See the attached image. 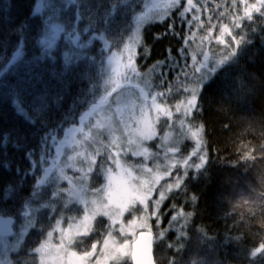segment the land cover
Segmentation results:
<instances>
[{
  "label": "snow or ice",
  "instance_id": "6c2138e0",
  "mask_svg": "<svg viewBox=\"0 0 264 264\" xmlns=\"http://www.w3.org/2000/svg\"><path fill=\"white\" fill-rule=\"evenodd\" d=\"M143 2V0H142ZM208 0H164L163 14L149 15L140 11L136 0H109V8L105 10L99 19L92 12V5L89 0H43L39 8H34L32 15H38L40 9L47 8L53 12V15L44 22L40 32L34 40L43 54V59H56L55 53L51 51L53 47L52 40L59 34H64L67 44L75 49L87 50L89 44L93 41H100L102 46L97 56L88 55L85 51L80 56H73L65 53L62 57L63 68L65 72L71 71L77 66V60H82L88 65L89 72L95 70V75H87L90 87L86 92L81 93L85 97L84 104L87 105V111L79 115L78 124L73 132L79 133V138L72 135L68 140L63 141L64 147L70 151L65 153L63 149L58 150V156H64L65 159L55 164L53 167L42 168V175L37 178L33 187L32 194L27 198L20 211L21 224L18 231H13L15 218L7 216L0 212V264H27V259L33 254H37L38 264H107V261H114L115 264H121V261L131 260L132 264H152V225L149 223L155 217L157 224L160 222V205L169 198V194H175L177 190L186 194L187 185L185 180L189 177V170L195 172L193 178L199 176L207 177V165L209 164V154L207 151V141L203 136V124L197 125L196 120L202 111L201 98L203 91L215 83L216 78L223 73L226 78L227 69L235 66L239 62V57L246 51V46L251 44V40L246 39L245 35H233L232 28L228 23L223 22V18L228 16V9L216 13L218 23H211L213 16H208L210 27L206 34L201 38L197 49L190 54L187 47H191L195 34L184 39L187 47L178 49V54L184 57L191 55L192 64L189 65L185 60L181 67L176 57L170 60L157 61L152 66L150 72L156 75L158 84H153L151 77L147 74L142 75L136 64L137 53L135 47L138 45L144 49V55H150V49L144 44L142 36H130L131 43L124 44L122 52L113 51V48L119 49L123 44L125 31H133V25L128 23L125 30L113 32L112 26L119 13L127 10L128 14L135 19V29L140 30L149 21L160 20L171 17L175 10L176 17L188 24L189 27L204 28L205 22L200 19L201 10L208 11ZM246 4V0H241ZM220 8L221 5H216ZM231 7H236V0H232ZM264 0H257V3L247 5L244 8L243 16H232V24L235 28H241V21L247 19L253 20V12L259 13L264 17ZM71 12V16L67 14ZM192 13L190 19L188 14ZM53 21H56L55 23ZM83 28L79 25L83 22ZM197 22L195 25L193 22ZM103 24V27H99ZM219 35L215 37L218 45H223L228 51L218 53L213 48H206L205 42L211 45L213 30L217 29ZM20 39L12 55L9 57L5 50L4 56L0 57V81L10 75L23 63L25 56V41L23 33L24 26L18 29ZM169 31H172V25H169ZM52 33V37L49 33ZM85 34H88L85 39ZM173 34H176L173 32ZM230 36L234 42V47L227 42L224 37ZM159 37H157L158 39ZM126 54V60L122 62V57ZM42 62V56L37 55L33 61V68ZM168 68L169 71L176 72L173 80L167 79L168 73L162 69ZM191 69L189 71L188 69ZM123 69V70H121ZM179 69V71H177ZM58 75H62L58 74ZM166 85V86H165ZM165 86V87H161ZM136 91L133 92L132 90ZM160 89V90H157ZM91 97V99H88ZM39 103L32 109V115L24 107L17 93L13 101L16 111L24 116L30 124L39 122L47 108V97L38 98ZM61 97L57 95L56 101ZM176 100L175 103H171ZM150 101V103H149ZM78 106L79 100L74 101ZM173 109L175 113H180L179 124L187 128L190 139L194 142L191 151L186 154L182 149V141L169 144V132L161 131L164 129H173ZM154 113V116L149 113ZM73 115V113H69ZM163 118V119H162ZM159 125V130L157 126ZM195 128V130H193ZM159 137L161 141L156 145L157 151H151L145 147L143 142L146 140H156ZM50 137H41V143L46 142ZM9 137L0 133V148H5L9 142ZM136 145V150L131 146ZM20 142L17 140L16 147L19 148ZM261 154V163H264V144L259 145ZM131 152L132 156H142L144 160L138 161L132 167L126 166L122 156H127ZM29 157L33 153H27ZM195 157V160H193ZM99 158V160H98ZM241 159L256 160L253 150L246 151ZM151 160L152 165L147 163ZM80 161L87 167H77ZM43 162L46 163V160ZM34 165L39 168L41 161H34ZM110 164H114L119 172L113 173ZM0 167L8 168L7 160L0 161ZM72 168L81 173L79 184H73L64 169ZM163 169V171H161ZM183 169V171H181ZM19 171V169H17ZM139 171V175L136 174ZM103 175L105 183L100 187L89 188L88 180L93 173ZM26 175V173H25ZM171 177V180L166 178ZM60 179L68 180L72 185L69 189H62L58 181ZM164 181V183H161ZM47 185H55L52 188L51 196L47 201L41 200V191ZM14 189L11 185L5 186L2 197L6 201L11 197ZM254 191V190H253ZM153 193L156 199H153ZM66 194V195H65ZM91 195V199H89ZM193 204L197 201L196 196L190 197ZM36 201H40L38 206H34ZM62 203L59 219L56 220V226L49 223L52 231L47 232V238L40 245L27 250V257L23 260L13 261L9 254L24 250L25 238L30 230H36L39 223L38 213L42 209L49 210V220L52 214L57 212V204ZM73 203L79 204L83 208V215L65 217V210L78 211L70 208ZM248 205V212L245 219L246 225L251 226L253 222L258 223L264 228V190L253 195L250 199L243 201ZM139 205V207H137ZM130 214L139 212L141 227L146 231L140 232L142 246L134 245L133 242L125 239L118 243L114 233L125 235V226L122 221L124 213ZM193 212L185 213L179 209L176 215L171 218V226L176 227V222L183 221L178 227V236L175 242L168 244L169 248L175 247L177 253L183 250L184 244L182 238L186 237L185 229L188 227ZM98 217H107L109 223L105 224L103 219ZM68 221L67 228L59 227L62 223ZM134 220L128 222L131 227ZM120 225L117 228V225ZM102 227L103 239L92 243L90 249L82 253L70 251L73 245L79 247L84 243V238L98 231ZM39 231L43 232V225ZM60 232L59 244L53 245L51 238L54 232ZM202 239H211L207 237L204 229L198 230ZM167 230H160L156 233V238L163 240ZM147 236L148 239L144 240ZM9 237L12 238L11 242ZM239 243L241 236L231 238ZM98 244L101 245L98 250ZM99 251V255H98ZM247 255L251 258L249 264H264V242L259 246L248 250ZM93 257L96 259L93 261ZM36 264V260H33ZM169 264H181L179 259H174ZM195 264V262H194Z\"/></svg>",
  "mask_w": 264,
  "mask_h": 264
},
{
  "label": "trees",
  "instance_id": "16d2710c",
  "mask_svg": "<svg viewBox=\"0 0 264 264\" xmlns=\"http://www.w3.org/2000/svg\"><path fill=\"white\" fill-rule=\"evenodd\" d=\"M255 1L246 0V4H255ZM201 2L203 3V0ZM37 3L38 0H0V57L4 56L5 50L9 57L12 55L20 39L18 29L21 26L25 28L23 35L26 38L23 63L19 65L18 70L0 81V133L10 138L6 149L0 148V161L7 160L9 164L8 168L0 167V212L5 217L15 218V229L22 222L19 211L24 201L31 196L37 178L42 175V161L46 160L44 165H47L48 157H53L54 149H50V139H61L66 128L74 125L79 115L87 111L85 97L81 96V93L90 87L87 75H95V70L89 72L88 65L82 60H77V66L65 72L63 51L59 43L51 49L56 59H43L41 49L34 44L37 33L44 25L42 16L32 15ZM89 3L98 19L109 8V0H89ZM231 3L232 0H208V11L202 9L200 13V19L205 24L203 31L199 32L198 42H201L210 27L208 16H213L211 23H218L216 13L227 8L228 16L223 18V22L229 24L233 35H237V38L239 35H245L246 39L251 40V44L247 45L246 51L240 55L238 64L227 69L226 78L221 73L215 83L203 91L200 101L202 111L196 123L204 126L203 136L207 141L209 154L208 174L207 177L193 178L195 172L190 169L189 177L185 180L186 194L177 190L159 206V224L153 219L154 227L158 230L152 232L156 264H169L174 259H179L181 264H249L251 258L247 255L248 250L264 242V228L255 222L249 227L245 219L241 218L248 212V205L243 201L264 190V163H261L260 152L255 151L259 145L264 144V17L253 12V20L244 19L240 22L241 28H235L229 17L243 16L246 4L236 0V7L233 9ZM136 4L140 10L141 3L136 0ZM218 4L221 5L220 8L216 7ZM71 15V12L67 14ZM187 18L190 19L189 16ZM85 23L87 22L81 23L79 27L83 28ZM128 23L133 25L134 18L124 10L117 15L111 30L123 31ZM169 25H172V31H169ZM98 26L102 28L103 24ZM196 29L197 27L189 29L188 24L176 17L175 11L163 22L146 25L141 36L144 44L150 49V55L145 56L142 47L137 50L136 64L140 73L147 74L153 84H158L156 75L150 72L157 61L176 57L181 67L185 60L191 65V55L184 57L178 54V49L187 47L182 38L192 35ZM217 30L218 28L212 32L213 40ZM130 33L125 31L123 44H120L119 49L112 50L118 52L122 49ZM227 41H232V38L229 36ZM232 43L234 44L233 41ZM101 46V42L93 41L87 50L82 49L77 55L71 46L66 53L80 56L86 51L88 55L97 56ZM204 46L213 48L214 43L209 45L205 42ZM194 48H197L196 45L187 47L189 54ZM37 55L42 56V62L33 68ZM188 70L191 71L190 68ZM162 71L168 73L169 81L176 75V72L169 71L168 68ZM61 73L62 75H58ZM17 93L30 115L33 114V107L39 103L38 98L47 97L48 106L39 122L30 124L24 116L17 113L13 103ZM57 95L61 97L59 102L56 101ZM77 100L84 106L74 103ZM175 102L176 100L171 101ZM41 137L50 138L41 143ZM18 139L19 148L16 147ZM187 144H182L185 154L191 151V145ZM250 149L257 159H241ZM29 152L33 153L31 157L27 155ZM34 161H41L39 168L34 169ZM7 185H11L14 191L5 201L2 193ZM52 188L53 186L47 185L42 189L41 200L49 199ZM192 196L197 197L195 204L190 199ZM39 203L40 201H36L34 206ZM181 208L185 213L193 212L194 215L185 229L187 235L181 241L184 244L183 250L177 253L176 248H169L168 244L177 239V229L183 221L176 222V227H172L170 222L172 216ZM38 215L37 229L30 230L23 245L24 250L18 255H12L13 261L27 257V250L36 248L49 231V223H52L49 220V210L44 209ZM127 219L128 216L123 218ZM103 221L105 224L109 223L107 220ZM41 225L42 233L39 231ZM100 228L103 231L102 227ZM100 228L86 237V246L77 250L83 252L87 248L90 249L92 242L99 240V235L103 233L99 232ZM201 228L211 239L201 238L198 231ZM160 230H167L163 240L156 238V233ZM235 236H241L242 240L239 243L234 242L231 238ZM33 260H36L34 255L27 259V264H33ZM121 264H130V261L124 260Z\"/></svg>",
  "mask_w": 264,
  "mask_h": 264
},
{
  "label": "rangeland",
  "instance_id": "374dc122",
  "mask_svg": "<svg viewBox=\"0 0 264 264\" xmlns=\"http://www.w3.org/2000/svg\"><path fill=\"white\" fill-rule=\"evenodd\" d=\"M139 3H141V7H140V10L139 12L136 14V15H139L140 14V11L142 10L143 12L145 13H148L149 15H155V14H163V12L165 11L164 7H163V3H164V0L161 1V0H137ZM161 1V2H159ZM39 4H41L43 2V0H38ZM255 3H257V0L255 1ZM38 4V3H37ZM36 4V5H37ZM40 14H38L39 16H42V21L45 22L46 20H48L49 17H51L53 15V12L52 11H49L47 8H44V9H40ZM175 11V10H173ZM188 16L191 18L192 16V13H189ZM201 16V14H200ZM54 23L56 21H53ZM153 23H160V20H155V21H149L148 23H146L140 30H136L135 29V19H134V23H133V31H131V33L128 35L129 37L130 36H134V35H140L141 36V33H142V30L143 28L148 25V24H153ZM197 22H193V24L195 25ZM195 28V26H193ZM192 28V27H191ZM190 29V27H189ZM203 31L202 29L198 28L193 31V34H195L194 36V41L191 43V46H194L196 45V47L200 44L198 42V38H199V32ZM218 31V30H217ZM88 34H85V37H87ZM219 35V31L217 32L216 36ZM49 36L52 37V33L50 32L49 33ZM56 37H58V40H52V43H53V46H56L57 43H59V46L60 48L62 49L63 51V55L66 53V51L68 52V48L70 45L67 44V41L66 39L64 38V34H59L57 35ZM55 37V38H56ZM126 40L125 44H128V43H131L130 39ZM229 38V36H225L224 39L227 41ZM86 39V38H85ZM98 41V40H97ZM100 42V41H99ZM214 43V46H213V49H215L218 53H223V52H226L228 51V49H225L223 45H218L216 43V40L214 38V40L212 41ZM229 42V41H227ZM229 43H231L234 47V44L232 43V41H230ZM93 44V42L91 43ZM89 44V45H91ZM140 46H136L135 47V51L137 53V50L139 49ZM190 48V47H189ZM75 49V48H74ZM197 49V48H196ZM195 48L193 50H196ZM123 51V47L122 49H120L118 52H122ZM82 52V49H75V54L77 55V53H80ZM126 60V54L122 57V62ZM123 70V69H121ZM133 92H135L136 90L133 89L132 90ZM150 103V101H149ZM173 112H174V115H173V120H172V123L174 124V128L169 130V129H164L163 131H161V135L164 134V132H169V135H170V139L168 141V143L171 145L177 141H182V144L183 143H188L187 145H191V148L194 146V142L189 138L190 137V134L188 133L187 131V128L186 126L185 127H182L180 124H179V119L181 117V114L180 113H175V110L173 109ZM149 115L151 116H154V113H149ZM163 119V118H162ZM158 130H159V125L157 126ZM69 129V128H66V130ZM74 135L77 136V138H79V133H75ZM62 141H63V137L61 139H56V137H53L52 139H50L49 141V146H50V149L52 150V147H53V157H48L47 159V165H44V162L42 161V165L41 166H44L43 168H47V167H53L55 164H58L60 161H63L65 159L64 156H58V150L59 149H63V151L65 153H69V149L67 147H64V145L62 144ZM161 141L159 140V137L156 139V140H146L143 142L144 146L145 147H148L151 151H157V147L156 145L159 144ZM132 150H136V145H132L131 146ZM195 158V157H193ZM99 160V158H98ZM122 160L126 163V166L128 167H132L133 165H135L138 161H142L144 160V157L142 156H132L131 155V152H129V154L127 156H122ZM147 163L149 164V166L152 165V162L151 160H148ZM87 167V165L83 164L82 162L78 161L77 162V167ZM110 166L112 167L113 169V173H117L119 172V169L116 168V166L114 164H110ZM34 169H36V166H34ZM161 171H163V169H161ZM181 171H183V169H181ZM64 172L65 174L70 177L73 181V184H76L78 185L79 184V177L81 175V173L79 171H74L72 168H65L64 169ZM136 174L139 175V171H136ZM93 175H95V177H93ZM97 178V179H96ZM168 180H171V177H168L166 178ZM59 183V186L60 188L62 189H69L70 187H72V185L69 184L68 180L66 179H60L58 181ZM88 186L89 188H96V187H100L101 184L105 183V179H104V176L101 174V175H97L95 172L92 174V176L90 177V179L88 180ZM161 183H164V181H161ZM51 186H55V185H51ZM66 195V194H65ZM170 195V194H169ZM156 194L153 193V199H156ZM89 199H91V195H89ZM63 205L62 203H59L57 204V212L52 214V218H51V225L52 226H56V220L59 219V215H60V209H62ZM139 207V205L137 206ZM70 208L72 209H78V211H69V210H65V217L67 218L68 216H77V217H80L83 215V208L81 205L79 204H75L73 203L72 205H70ZM44 209H42L39 213H41ZM128 212H125L124 213V216L122 217V220L123 218H125V216H128V219L127 220H123V224L125 226V235L121 236L119 235L118 232L114 233V235L116 236V239H117V242L118 243H122L125 239L129 240L132 242L134 236L136 235V233L138 232H142V231H146V229L142 228L141 227V223L142 221L140 220V215L141 213L139 212H136V213H133V214H130ZM39 217V215H38ZM155 217H153L151 220H149V223L152 225V232L155 231V230H158L157 227H154L155 224H154V219ZM98 219H103V220H107L106 222H109L107 217H98ZM130 220H134L135 223L129 227L128 226V222ZM153 222V223H152ZM21 224V223H20ZM19 224V225H20ZM19 225L17 227V229L14 228V231H18L19 229ZM15 227V226H14ZM59 227L61 228H67L68 227V221L67 219H65V222L62 223ZM120 225L118 224L117 225V228H119ZM49 231H52V227H50ZM30 232V231H29ZM99 232H103L100 228ZM46 236L36 245V247H38L40 245V243H42L46 238H47V233L45 234ZM61 233L60 232H54L53 233V236L51 238V243L53 245H56V244H59V237H60ZM153 235V234H152ZM100 236V241H102L103 239V233ZM26 239V238H25ZM12 238L9 237V241L11 242ZM86 241V238H84V242ZM98 241V240H97ZM96 242V241H95ZM95 242H92V243H95ZM25 243V241H24ZM85 243L83 244H80L79 247H77L76 245H73L71 248H70V251H76L78 254L79 253H82L80 251H78L77 249L80 248L82 249V246H86L84 245ZM91 246V245H90ZM101 245L98 244V250L100 248ZM88 249V248H87ZM12 255H17L16 252H13V253H10L9 256L11 258ZM35 256V259H36V264H38V259H37V254H33ZM98 255H99V251H98ZM21 260L24 259L23 258H20ZM96 259V257H93V261ZM114 261H107V264H111L113 263ZM64 264H67V260L64 261Z\"/></svg>",
  "mask_w": 264,
  "mask_h": 264
},
{
  "label": "water",
  "instance_id": "95a60500",
  "mask_svg": "<svg viewBox=\"0 0 264 264\" xmlns=\"http://www.w3.org/2000/svg\"><path fill=\"white\" fill-rule=\"evenodd\" d=\"M39 2H38V4L35 6V8H39ZM38 14H40V11H39V13ZM54 40H58V37H56V38H54ZM87 110V109H86ZM78 120V119H77ZM78 122V121H77ZM78 126V124H74V125H71L70 127H68L69 129H67V130H65L64 132H63V141H66V140H68L72 135H74L75 133L73 132V129H74V127H77ZM62 141V142H63ZM14 226H15V223H14ZM14 226H13V231H14ZM148 239V237L147 236H145L144 237V240H147ZM152 240H153V243H152V251H151V258H152V264H156L155 263V260H154V256H153V244H154V238H153V235H152ZM142 241H141V237H140V233L139 234H137L136 235V238H135V240H133V244L134 245H136V244H140L141 246H142ZM130 262H131V264H132V261L130 260Z\"/></svg>",
  "mask_w": 264,
  "mask_h": 264
},
{
  "label": "bare ground",
  "instance_id": "6f19581e",
  "mask_svg": "<svg viewBox=\"0 0 264 264\" xmlns=\"http://www.w3.org/2000/svg\"><path fill=\"white\" fill-rule=\"evenodd\" d=\"M144 231H145V230H144ZM139 233H140V232L136 233V235L139 234ZM136 235L134 236L133 240H135ZM133 240H132V242H133ZM153 256H154V244H153ZM129 261H130V260H129ZM130 264H131V262H130Z\"/></svg>",
  "mask_w": 264,
  "mask_h": 264
}]
</instances>
